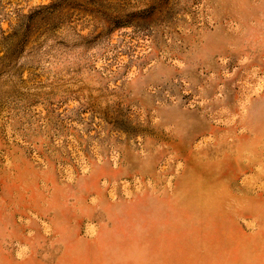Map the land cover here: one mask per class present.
I'll return each instance as SVG.
<instances>
[{
	"label": "rangeland",
	"instance_id": "obj_1",
	"mask_svg": "<svg viewBox=\"0 0 264 264\" xmlns=\"http://www.w3.org/2000/svg\"><path fill=\"white\" fill-rule=\"evenodd\" d=\"M0 264H264V0H0Z\"/></svg>",
	"mask_w": 264,
	"mask_h": 264
}]
</instances>
